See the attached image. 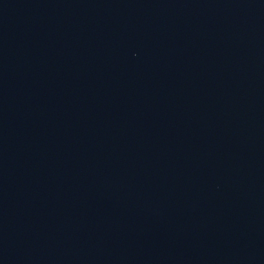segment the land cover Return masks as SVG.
<instances>
[{"label": "water", "instance_id": "95a60500", "mask_svg": "<svg viewBox=\"0 0 264 264\" xmlns=\"http://www.w3.org/2000/svg\"><path fill=\"white\" fill-rule=\"evenodd\" d=\"M0 264H264V0H0Z\"/></svg>", "mask_w": 264, "mask_h": 264}]
</instances>
